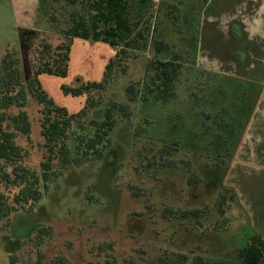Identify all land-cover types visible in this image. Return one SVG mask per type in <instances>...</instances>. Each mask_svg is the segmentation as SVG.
I'll list each match as a JSON object with an SVG mask.
<instances>
[{
  "label": "rangeland",
  "instance_id": "374dc122",
  "mask_svg": "<svg viewBox=\"0 0 264 264\" xmlns=\"http://www.w3.org/2000/svg\"><path fill=\"white\" fill-rule=\"evenodd\" d=\"M154 2L160 7V0ZM24 6L19 0H0V61L11 52L22 70L29 67L33 55L26 43L22 46L21 35L25 41L29 33H23L32 30L31 36H37L35 48L44 42L56 46L61 32L70 24L71 10L63 2L39 0L26 10L25 22L29 25L24 26L20 25L25 19ZM162 15L159 11L157 22H161ZM189 27V37L193 39L195 35ZM173 32V25L165 23L162 36L172 34L175 40L178 37ZM115 55L116 49L107 43L75 38L67 76L42 74L40 82L58 106L77 114L84 109L87 95H67L62 87L101 82ZM188 57L190 63H185L176 97L167 103L155 94L144 99L155 73L154 52L138 54L130 61L128 73L111 84L103 106L90 115L89 121H102L106 105L111 102L130 104L132 116L125 118L117 111L111 146L102 158H92L80 166L73 163L78 139L91 137L94 130L89 122L74 127L69 153L54 163L56 174L48 188L43 187V197L35 209H20L0 219V264H50L58 256L65 257L68 264H180L181 255L188 256L186 264H239L236 253L246 236L263 231L251 228L250 206L244 195L241 199L237 194L238 175L249 169L239 167L241 157L236 156V164L226 173L238 141V134L221 131L222 126L236 125L230 113L219 111L214 118L218 122L209 120L204 129L202 114L220 106H238L244 92L233 88L231 81L195 69L193 58ZM200 64L201 68L217 70L216 65L204 60ZM131 83H138L141 95L129 103L126 87ZM22 109L31 122L30 137L15 131L10 124L7 127L15 132L16 144L24 150L23 165L39 172L45 154L39 121L41 106L28 97ZM19 110L14 106L5 112L13 116ZM202 130L208 134H202ZM175 141L180 143L178 153L171 157L175 165L163 168L159 162L161 148ZM247 143L252 146L249 137ZM248 164L255 167L250 161ZM6 170L11 171L12 166ZM263 175L243 176L239 180L247 196L254 198V182ZM189 177L199 182L189 185ZM18 191L16 187L6 189L0 180V193L13 198ZM222 194L226 200L221 205ZM165 210L179 213L167 216ZM185 210L202 212L198 217H182L180 212ZM42 228L47 235L39 234Z\"/></svg>",
  "mask_w": 264,
  "mask_h": 264
},
{
  "label": "trees",
  "instance_id": "16d2710c",
  "mask_svg": "<svg viewBox=\"0 0 264 264\" xmlns=\"http://www.w3.org/2000/svg\"><path fill=\"white\" fill-rule=\"evenodd\" d=\"M48 1L54 4L63 2L71 7L70 24L61 32V41L56 46L44 42L35 48L34 39L37 36L35 34L34 37L31 36L34 32L30 30L23 33H29L25 41L24 35H21L22 46L24 47L26 43L30 55H33L29 67H24L22 70L19 61L13 59L11 52H7L0 61V180L5 184L6 189L19 188L13 198L0 193V219L8 218L20 209L27 212L35 209L43 197V187L48 188L49 181L56 174L54 163L59 159H64L69 153L68 142L75 126L89 122L94 131L91 137H79L73 163L80 166L92 158L100 159L104 156L105 150L111 146V137L117 126L116 112L119 111L125 118H129L132 116L130 104L115 102L107 104L102 121H89L90 115L103 106L108 88L117 78L128 73L130 61L138 54L152 51L156 57L152 64L155 71L151 81L152 85L144 99L147 100L149 95L155 94L158 100L167 103L176 97L177 83L185 68V63L190 61L188 56L193 58L192 64L195 65L198 37L197 28L191 16L195 13L193 7L195 4L205 5L207 3V0H170V2L160 0L161 5L158 7L153 0ZM159 11L163 12L160 23L156 21ZM197 13L199 14L200 11L198 10ZM168 22L173 25V33L178 37L175 40L172 34L162 36L164 24ZM189 25L192 26L195 35L193 39L189 37ZM160 29L161 37H159ZM75 38L107 43L116 49V55L106 66L101 82H80L75 87H62L67 95H87L84 109L77 114H71L66 108L55 103L43 89L39 77L42 74L67 76L71 48ZM189 39L190 43L193 41L191 46L188 44ZM211 77L216 78L217 76ZM242 90L244 92L242 97L245 96L247 99L245 101H250L247 97L252 89L245 85L242 86ZM126 93L129 103L137 101L141 95L138 83L129 84L126 87ZM28 97L41 106L39 121L45 154L40 163L39 172L31 171L23 165L24 150L16 144L15 132L8 128L10 124L15 131L25 137H30L31 122L28 113L22 109L26 106ZM14 106L20 109L19 112L13 116L7 115L5 111ZM234 108L237 106L230 108L221 106L213 114L203 112L205 121L202 129L209 120L215 121L214 124L217 123L218 119L214 118L217 117L219 111L224 110L223 112L230 113L234 118L232 122L236 125L228 126L229 128L222 126L221 131H226L224 134H236L239 127L242 130V126L246 125L249 112L246 106L245 109L240 107L238 113L234 111ZM243 112L245 121L240 118ZM202 134L208 133L202 130ZM216 134L223 133L216 132ZM179 145L178 141L163 145L159 160L161 167H174L175 161L171 157L178 153ZM10 165L12 170L7 171L6 168ZM188 182L189 185H193L199 180L189 177ZM225 200L226 195L222 194L219 204H224ZM174 212L165 210L167 216L179 213ZM201 212V210H185L180 214L182 217H198ZM39 234L47 235L46 229H40ZM236 255L239 264H264V234L256 232L247 235ZM178 257L181 260L180 264H186L189 260L187 255ZM50 264H68V262L65 257L58 256Z\"/></svg>",
  "mask_w": 264,
  "mask_h": 264
},
{
  "label": "crops",
  "instance_id": "0c3cea01",
  "mask_svg": "<svg viewBox=\"0 0 264 264\" xmlns=\"http://www.w3.org/2000/svg\"><path fill=\"white\" fill-rule=\"evenodd\" d=\"M19 2L25 5L23 9L25 13L33 7L34 2L39 0H19ZM193 11L195 13L191 16L197 28L198 37L195 69L212 76L216 75V78H222L224 81H231L233 88L248 85L253 92V95L251 92L247 97L250 101H245L247 99L244 96L237 108H234V111L238 113L240 107L244 109L245 106L248 107L249 116L242 130L239 127L236 132L239 139L232 149V159L227 164L226 173L236 164L234 163L236 156L241 157L239 167L249 170H242L239 173L236 181L239 187L237 194L241 199L244 195L246 200L244 202L250 206L253 218L251 228L256 230L263 228L260 234H264V177L254 182L255 200L252 196H247L239 182L243 176L248 178V176L264 174V0H207L205 5L195 4ZM27 20L25 13L24 22H20V25H29L25 22ZM249 25L252 28H249ZM201 60L216 65L217 70L207 66L201 68ZM215 112L217 110L209 113ZM243 115L240 118L245 121ZM248 137L252 146L247 143ZM224 141L222 143L225 145ZM247 150L252 153L249 154ZM249 161L254 163L255 167H249Z\"/></svg>",
  "mask_w": 264,
  "mask_h": 264
}]
</instances>
